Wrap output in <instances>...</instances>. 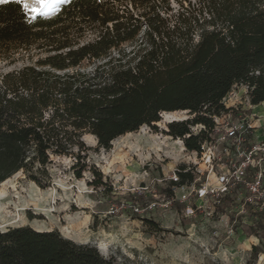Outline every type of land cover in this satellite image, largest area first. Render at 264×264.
Masks as SVG:
<instances>
[{
    "label": "trees",
    "instance_id": "trees-1",
    "mask_svg": "<svg viewBox=\"0 0 264 264\" xmlns=\"http://www.w3.org/2000/svg\"><path fill=\"white\" fill-rule=\"evenodd\" d=\"M102 3L70 0L55 17L35 20L15 4L0 5V61L47 54L0 74V187L22 171L42 186L54 156L78 160L74 175L82 179L85 135L110 150L144 126L157 130L165 112L194 116L167 124L163 134L198 152L207 135L192 128L212 129L234 87L249 89L252 106L264 103V0H201L191 18H149L145 41L131 52L122 48L138 33L133 16L123 22L126 14L103 11ZM84 23L99 24L96 40L81 41ZM195 27L203 30L193 45ZM177 174L172 187L195 180L186 165ZM0 264L118 263L57 230L23 226L0 232Z\"/></svg>",
    "mask_w": 264,
    "mask_h": 264
},
{
    "label": "rangeland",
    "instance_id": "rangeland-1",
    "mask_svg": "<svg viewBox=\"0 0 264 264\" xmlns=\"http://www.w3.org/2000/svg\"><path fill=\"white\" fill-rule=\"evenodd\" d=\"M69 1L64 0L57 12ZM200 1L105 0L102 4L103 11L114 6L126 14L123 22L133 16L130 24L138 33L122 48L131 52L145 41L149 18L174 19L182 13L191 18ZM83 26L82 42L99 37V24ZM203 28L195 27L193 45L200 41ZM46 56L20 52L12 65L0 61V74ZM224 104L253 111L264 120V103L252 110L246 86L234 87ZM187 112L175 121L193 119ZM170 122L162 115L157 130L144 126L118 138L110 150L99 149L96 138L85 135L83 142L89 150L82 154V164H86L82 179L74 175L78 160L71 156L51 158L49 179L42 177V186L24 171L12 176L0 187L4 194L0 198V232L23 226L38 232L57 230L65 239L92 245L101 256L114 257L118 264H264V232L260 228L264 215L251 207L243 210L240 202L231 207L229 201L219 206L211 200L183 199L184 192L171 186L182 166L196 176L205 165L196 152L186 150L184 141L163 134ZM100 181L103 185L92 184Z\"/></svg>",
    "mask_w": 264,
    "mask_h": 264
},
{
    "label": "built area",
    "instance_id": "built-area-1",
    "mask_svg": "<svg viewBox=\"0 0 264 264\" xmlns=\"http://www.w3.org/2000/svg\"><path fill=\"white\" fill-rule=\"evenodd\" d=\"M226 108V114L214 117L212 129L203 125L192 129L194 135H207L196 152L205 168L197 172L191 184L175 188L184 192L183 199L211 200L219 206L229 201L231 207L240 202L243 210L251 207L264 215V120L253 111ZM173 181H179L177 174ZM190 212L195 213L192 208Z\"/></svg>",
    "mask_w": 264,
    "mask_h": 264
},
{
    "label": "snow or ice",
    "instance_id": "snow-or-ice-1",
    "mask_svg": "<svg viewBox=\"0 0 264 264\" xmlns=\"http://www.w3.org/2000/svg\"><path fill=\"white\" fill-rule=\"evenodd\" d=\"M64 0H0V5L15 4L31 20L49 18L58 14L57 9Z\"/></svg>",
    "mask_w": 264,
    "mask_h": 264
},
{
    "label": "bare ground",
    "instance_id": "bare-ground-1",
    "mask_svg": "<svg viewBox=\"0 0 264 264\" xmlns=\"http://www.w3.org/2000/svg\"><path fill=\"white\" fill-rule=\"evenodd\" d=\"M187 111H181L180 113L179 112H174V113H168V112H165L163 114V118L168 120V121H175V120H178V117L179 115H181V113H186ZM188 113V112H187ZM143 128V127H142ZM129 135V134H127ZM17 175V174H16ZM10 179H8L5 183L2 184V186L6 185V183L9 181ZM1 197H4V194L2 193V190H0V198ZM105 247V246H104ZM103 248V247H102Z\"/></svg>",
    "mask_w": 264,
    "mask_h": 264
},
{
    "label": "water",
    "instance_id": "water-1",
    "mask_svg": "<svg viewBox=\"0 0 264 264\" xmlns=\"http://www.w3.org/2000/svg\"><path fill=\"white\" fill-rule=\"evenodd\" d=\"M188 113H190V112H188ZM185 120H187V119H185ZM182 121V120H181ZM173 122H177V121H173ZM171 123V122H170Z\"/></svg>",
    "mask_w": 264,
    "mask_h": 264
},
{
    "label": "crops",
    "instance_id": "crops-1",
    "mask_svg": "<svg viewBox=\"0 0 264 264\" xmlns=\"http://www.w3.org/2000/svg\"><path fill=\"white\" fill-rule=\"evenodd\" d=\"M256 108H258V107L256 106Z\"/></svg>",
    "mask_w": 264,
    "mask_h": 264
}]
</instances>
